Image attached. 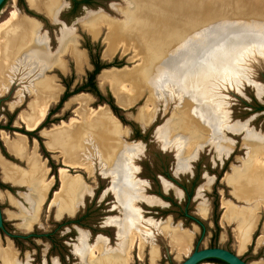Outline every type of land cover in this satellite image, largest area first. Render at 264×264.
<instances>
[{"label": "rangeland", "instance_id": "374dc122", "mask_svg": "<svg viewBox=\"0 0 264 264\" xmlns=\"http://www.w3.org/2000/svg\"><path fill=\"white\" fill-rule=\"evenodd\" d=\"M59 1L62 2V8L58 12L61 23L56 24V20L48 18L42 8H30L27 0H22L21 3L19 0H7L0 11V24L14 10L20 15L19 21L7 35V48L14 41L20 44L21 49L37 47V41L41 39L49 54L57 57L63 33L69 32L74 36L76 50L85 54L86 65L83 72L76 70L74 58L67 51L58 55L59 60L67 66L65 73L54 66L44 70L40 77L44 82L51 81L63 88L59 100L67 86L71 92L85 84L88 74L94 70L93 63L96 62L97 55L103 64L115 61L119 64L112 66L110 70L127 69V81L131 84L128 88L131 90L133 85L139 93L135 104L122 110L112 97L110 86L100 82L99 74L98 78L96 76V85L103 96L102 101L89 92V89L77 94L88 97L87 104L80 111L84 120L77 126L85 132V143H88L85 150L89 145L91 147L89 156H83L82 152L77 157L82 160L78 162H83L89 171L69 168L64 166V159L60 154L48 149V139L42 132L59 126L62 122L68 123L73 118L78 119L76 107L68 106L74 96L50 116L44 125L45 130L41 131L43 138L36 131L26 134L19 116L31 119L39 98L35 92L29 91L30 83L27 84V90L20 78L28 83L32 79L29 75L32 70L28 65L26 68L21 65L19 67L17 59L22 57L20 52L16 56L12 54V58L6 56L8 63L4 64L0 73V83L9 82L5 91L1 88L4 83L0 84V154L22 173H30L27 160L19 162L13 155L10 156L2 138L7 137L11 141L16 138L13 133L26 136L28 150L31 151L36 146L40 161L44 163L46 174L43 179L45 182L52 179V186L35 223L31 227H25L21 215L31 212L26 202L30 186L15 184V188L11 187L10 183L2 181L5 174L0 169V206L3 211L0 264L1 253L8 247L15 252V264H88L81 254L83 242L88 249H93L95 258L92 260H97L104 250L113 253L121 251L122 246L125 247L127 236V245H131L127 264H151L153 247L158 249L155 264H180L196 247L222 248L236 254L238 223L235 221L236 227L222 226L221 206L226 203L241 213L246 210L254 211L260 204L258 198H238L226 181V176L234 170L247 173L252 160L251 154L257 153L251 149L249 140L254 137L255 140H264V44L252 41L264 33V16L258 14L263 18V23L259 26L256 23L248 25L250 18L245 15L247 11H214L210 3L196 0L176 6H171L170 3L158 6L157 2L151 0H91L89 6L70 14L69 1ZM100 12L104 14H99ZM90 18L94 19L95 25L98 24L97 30L90 28ZM24 24L36 26V32L28 31ZM233 27L239 33L235 31L234 38L226 45L221 32ZM116 29L127 34V38L123 40L119 37L120 42L118 41L115 52L106 58L105 42L109 41ZM240 40L244 42H238ZM199 54L205 61L202 63L205 70L195 81L196 86L201 85L203 89L189 96L188 92L184 94L178 91L174 82L182 79L190 60L196 61ZM162 56L164 59L154 62ZM213 58L216 62L214 71L210 69L206 75L208 63ZM26 59L24 57L21 62ZM25 70L26 75H23ZM109 94L114 105L120 109L118 113H114L107 103ZM59 100L51 105L50 110L57 108ZM101 106L105 110L100 116L94 122L87 121V114ZM145 112L151 114L148 124L141 121L140 115ZM106 122L115 124L119 135L116 136L117 140L106 138L108 143L103 139L105 144L100 142L97 147V142L103 137L97 126ZM71 131V128H63L57 132ZM197 132L199 142L193 146L195 142H190L193 136L189 133ZM222 142L229 145L227 150H222ZM118 146L126 150L127 154L122 156L123 164L128 165L122 183L117 182L113 172L106 171L104 165ZM188 149V153L194 154L182 164V158L186 156ZM60 168H66L69 179L80 180L84 188L80 204L72 214L60 213V204L50 206L61 187ZM36 181H31L32 185L37 184ZM193 181V196L188 200L183 187L191 190ZM18 186H25L28 190L16 188ZM58 195L62 196L59 200L63 201L71 196L63 192ZM160 195L175 202L176 207L171 206ZM233 196L246 203L235 200ZM236 206L247 208L238 209ZM259 211L256 212L258 215ZM75 213L76 216L71 218ZM181 213L186 216L182 217ZM61 217L64 218L60 219ZM73 220H78V224H73ZM197 221L203 228L199 227ZM263 221L261 214V221L256 226L247 250L244 252L238 248L239 255L244 252L239 257L246 263L264 264ZM166 224L192 234L193 239L187 252H180L166 236L160 233L154 235L148 230H159ZM142 225L149 234L141 239ZM259 237L263 238L262 245L257 243ZM98 244L102 247L97 248ZM99 250L103 252L100 253Z\"/></svg>", "mask_w": 264, "mask_h": 264}, {"label": "bare ground", "instance_id": "6f19581e", "mask_svg": "<svg viewBox=\"0 0 264 264\" xmlns=\"http://www.w3.org/2000/svg\"><path fill=\"white\" fill-rule=\"evenodd\" d=\"M145 1L148 2L149 0H145ZM151 1L157 2L156 4L158 6H160L161 4L166 5L168 3H170L171 6H176L178 4L180 5L182 3L188 2L189 0H151ZM196 1L210 3L212 9H214V11H219V12L247 11L248 13H246L245 15H247V17L250 18L247 21L248 25H253V23L254 24L256 23L259 26L260 24L263 23V18L261 16H264V0H196ZM27 3L29 7L32 9L39 10L42 8L44 10L45 15L51 20H55L54 18L58 14L59 10L62 8V2H60L59 0H27ZM99 14H104V13L100 12ZM153 14L155 15L156 11ZM258 14H260L261 16L259 17ZM156 17H158V15ZM27 18L30 19L29 17ZM19 19H20L19 13L16 10H14L12 11L10 17L6 19V21H4L2 24H0V73L3 70L4 64L6 62L8 63V59L6 58V56L12 58V54L13 56H16L20 52L22 57L19 60L17 59L19 67L21 65V67L26 68L28 65V67L32 70L29 71L30 73H32L29 75L32 76V79L34 78V80L30 79L28 83H26L27 81L24 80V78H20V81L24 82L23 83L24 87H26L27 90H28L27 84L30 83L29 91L32 90L37 94L39 98V102L35 108L34 115L31 119L24 115H20L19 120L27 129V131L28 130L36 131L37 128L44 122L45 118L47 117L51 105L59 100V97L63 91V88L61 86L54 85L51 81L44 82V80L40 78L42 72L44 70L51 69L55 66L65 73L66 71L65 63L59 60L58 55L68 51L72 54L74 58L76 70L82 73L86 65V57L84 53L76 50L75 47L76 43L74 36L66 31L63 33L61 45H59L60 50H59V54L57 55L58 58L49 54L46 44L42 42L41 39H38L36 45L37 47H33V48L29 47L26 49H21V46H19L20 44H17L14 41V43H10V47L7 48L9 46V45L7 46L8 44V40L6 39L7 35L8 33L11 32L12 28H14V25L19 21ZM93 20H94L93 18H90V22H91L89 24L90 28L97 30L98 24L95 25V22ZM262 25H264V23ZM24 28L27 29L28 31L36 32L35 29L36 26L34 25L24 24ZM237 30L238 29L236 27H233L230 29L227 28L226 30H224V32H221L222 36L224 37V41L226 45H228L231 39L234 38V34H236L235 31L237 32V34L239 33L238 32L239 30L238 31ZM240 30L242 29L240 28ZM243 36L241 38H244L246 40V37ZM260 36H261L260 38H255L252 41L257 42L258 44H264V33L260 34ZM119 37H121L124 40L127 38V34H124L119 29L114 30L113 33L111 34L109 41L105 42L107 43V46L104 52V57L109 58L113 55V53L117 48V44L120 42ZM242 41L243 40H240L238 42H242ZM120 46L121 45H119V47ZM24 57H27L25 61L28 62L25 61L21 62V60H23ZM162 59H164L163 56L160 59H156L154 62L156 63ZM203 62L205 61L202 60L201 54L197 56L196 61L190 60V63L188 64V68L186 69L187 71L183 73L184 76L182 77V79L174 82L178 91H182L184 94L188 92L189 93L188 95L191 96L192 94H195L196 91L198 92L201 90L202 86L201 85L196 86L197 81L195 80L198 76H202L204 74L203 70H205V66H202ZM208 66L209 67L207 68L208 71L206 75L208 74L210 69H213L212 72L214 71V68L216 66V62L214 58L208 63ZM10 69L11 72H13L11 67ZM23 75H26V70ZM127 75H128L127 69L121 71L110 70V69L103 70L100 73V76L98 75L101 83L110 86L109 88H111V92L116 100L117 105L123 109H128L133 104H135L137 100L136 98L139 93L138 89L133 85L131 90L128 88V85L131 86V84L128 83L127 81ZM4 78H6V75L4 76ZM13 79L12 82L14 81ZM8 86H9V82H6L4 83V86H1V88L3 91H5L8 88ZM87 98L88 97L85 94L77 95L74 96L68 103V106L74 105L76 107L78 119L73 118L70 121H68V123L62 122L61 125L54 126L50 130H47L45 132L43 131L42 133L45 134V137L48 139L47 140L48 144H46L48 149L51 152L57 151L56 153L60 154V156L64 159L63 162L64 166H67L69 168H75V169L77 168V169L89 171V168L83 162H78L80 159L77 157L80 156V153L82 152H83V156L84 155L89 156V151L91 147L89 145V148L85 150L88 145V143L87 144L85 143V141L87 140L86 138H84L85 132L81 129V127L77 126V125H81L82 120H84V117L80 114V111L87 104L88 101ZM104 110H105L104 106H101L95 110H91L87 114L86 120L94 122ZM140 117L142 123L144 124H148L151 120V114L148 112H145V114H141ZM63 128H71L72 131L70 133L57 132ZM74 128H76V130ZM97 130L98 132L100 131V133L103 134V137L100 139L99 143L97 142L96 144L97 147L98 145H100V142L105 144L104 142H107L108 140H113V139L117 140L116 136L119 135V131L116 125L110 122H106L104 125H98ZM185 133H188V131ZM189 134L193 136L192 141L190 142H193L194 140L195 144L192 145L196 146L197 143L199 142V138L197 139L198 132L189 133ZM251 137L253 138L252 135ZM2 138L5 140V144H6L5 147L7 148V151L10 154L14 155L15 157L21 158L23 160L26 159L28 164L30 165V173L27 174H24L16 169H10L9 167H7V165H5L6 160L0 154V166L3 169H5V173H6L4 180L12 184H18V185L28 184L30 186V190H29L30 193L28 195V198L26 199V202L28 203L31 212L30 213L24 212L22 213L21 216L25 227H31L35 223L39 211L42 208L43 202L46 198V194L51 185L52 179H50L48 182H45V180L43 179L44 175L46 174L44 163H41L40 155L35 145H34L35 148L33 150L31 151L28 150L27 138L25 136L21 134H16V138L11 141H8L7 137H2ZM106 138L108 140H106ZM103 139L104 142L102 141ZM255 139L256 138L254 137V139H250L251 141L249 140L248 142L250 145H252L250 146L251 149L257 151V153L251 154L252 160L250 161V164L248 166V170H249L247 171L248 173L234 171V173H232V175L228 177V182L232 187V189L235 190V193L238 196V198L240 199L258 198L260 204L256 206L254 211L246 210L244 212L242 211L241 213L235 211L232 207H230L226 203H224L222 206L224 209L223 220L227 221L230 224L235 221L238 223L236 229V239L238 241V248L240 251L246 250V246L249 244L251 237L256 229V226L259 221V215L256 212L260 210V208L264 210V140L259 141ZM96 140L97 139H95V141ZM180 145L183 144L181 143ZM228 147L229 145L223 144V142L221 143L222 150H227ZM190 150L188 149L187 152L185 153L186 156L184 155V157L182 158L183 159L181 162L182 164L184 161L188 159V157H191L192 154H194L192 152H191L192 154L188 153V151L190 152ZM123 155H127L126 150L118 146L117 148L114 149L111 155L112 157L108 159L104 164L106 166V171H112L117 179V182L119 183H122L125 180L124 179L125 172H127L128 169V165L123 164V160H122ZM70 161H75V162L72 163ZM249 172L251 175H249ZM67 174H68V170L66 168L59 169L61 187L59 189V192H56L57 197L53 201H51L50 206H52L53 204H60L59 205L60 213L65 212L68 214H72L76 210V208H78V204H80V198H81L80 196L84 188L79 182L80 180L78 181V179L76 178L70 180ZM33 180H37L36 181L37 184L32 185L31 181ZM62 192L70 194L71 198L69 197L67 201L59 200L61 199L62 196L58 194ZM204 214H206V210H204ZM140 229L142 233V234L140 233L141 239L145 238L149 234V232L146 233L147 229L144 225H142ZM148 230L151 231V233L154 235L156 233L157 234L160 233L163 236L169 238L170 241H172V243L176 246V248H178L180 252L181 251L187 252L190 248L193 239L192 234L186 233L180 229L172 228L171 225L169 224H166L159 230L155 228L154 229L150 228ZM127 238H128L126 239L127 241L124 242L125 247L123 245L121 251L119 252H115V253L109 252L104 250L103 247L104 252L102 251L103 254L100 255V259L92 260L95 258L94 253L92 252L93 249H88L84 245V242H83V248L81 254L84 257V259L88 262V264H127L126 259H128L129 250L131 248V245L130 247L128 246L129 244L127 245L129 236H127ZM261 242H262V237H260L258 240V243L261 244ZM99 247L101 248L102 245L98 244L97 248ZM102 252L100 251V253ZM1 259H2V264H15V259H16L15 252L12 251L11 247H8L4 249V251L1 253ZM157 259H158V249L156 247H153L151 250V258H150L151 264H155Z\"/></svg>", "mask_w": 264, "mask_h": 264}, {"label": "trees", "instance_id": "16d2710c", "mask_svg": "<svg viewBox=\"0 0 264 264\" xmlns=\"http://www.w3.org/2000/svg\"><path fill=\"white\" fill-rule=\"evenodd\" d=\"M7 2V0H6ZM5 2V3H6ZM19 2L21 3L22 0H19ZM5 3L1 6L0 8V11L1 9L3 8V6L5 5ZM91 1H78V0H73V11L76 12L78 9H79V6L80 5H90ZM96 62L93 63V67H94V70L88 74L87 76V79H86V82L85 84H83L82 86H80L79 88L75 89L74 91L72 92H65L64 95L60 98V101L57 105V108L56 109H59L62 104L67 100L69 99L70 97L72 96H75L77 94H80L86 90H88L89 92L93 93L97 98H99L100 101L103 100V96L101 94V92L98 90L97 88V85H96V76L100 73L101 70L103 69H109L111 68L112 66H117L119 64L115 62L111 63V64H103L100 60H99V57L98 55L96 56ZM67 90L69 89V86L66 87ZM111 108V110L114 112V113H118L120 111V109H118L115 105H114V101H113V98L111 97V95L109 94V101L107 102ZM54 112V110H50L49 114H48V117L46 119L45 122H47L48 118L52 115V113ZM45 122L43 123L42 127H44V124ZM26 134H28V132H26ZM30 135V134H28ZM194 186H195V181H193L191 187L192 189L191 190H187L186 188L183 187V191L185 192L186 196H187V199H191L192 196H193V189H194ZM173 205H175L176 207V203L173 202ZM181 216L182 217H185L186 214L185 213H181ZM73 224H78V220H73L72 221ZM32 237V236H30ZM208 262H211V263H216V264H224L220 261H217V260H208Z\"/></svg>", "mask_w": 264, "mask_h": 264}, {"label": "water", "instance_id": "95a60500", "mask_svg": "<svg viewBox=\"0 0 264 264\" xmlns=\"http://www.w3.org/2000/svg\"><path fill=\"white\" fill-rule=\"evenodd\" d=\"M6 2V0H0V8L1 6ZM46 17V16H45ZM59 14L56 15V17L54 18L56 20V24L57 23H61V21L59 20ZM47 18V17H46ZM39 22V21H38ZM41 24V23H40ZM103 70H108V69H103ZM101 70L100 73L103 71ZM99 73V74H100ZM98 74V75H99ZM97 75V76H98ZM113 97V96H112ZM114 98V97H113ZM120 108V107H119ZM122 109V108H120ZM124 110V109H122ZM112 112V111H111ZM47 118V117H46ZM45 118V120H46ZM44 120V122H45ZM43 122V123H44ZM43 123L37 128L36 131L39 132V137L43 138L41 136V131L45 130L44 127H42ZM61 123V121L59 122ZM54 126V125H53ZM26 132L29 133V131H27L26 128H24ZM46 130H50V129H46ZM17 133H13V135H15ZM26 137V136H25ZM27 138V137H26ZM11 156V155H10ZM16 159V158H14ZM6 160V159H5ZM17 160V159H16ZM19 162H22L21 160H18ZM53 178V177H52ZM54 180V178H53ZM11 187H14L13 185H10ZM16 188H23V187H16ZM25 189V188H23ZM59 189V188H58ZM27 190V189H25ZM156 200H159L158 198H156ZM160 201V200H159ZM56 212V209H54V213ZM76 216V213L73 214L71 216V218H74ZM64 217H61L60 219H62ZM59 219V220H60ZM199 227H202V224L200 222H198ZM0 230H3V211L1 209L0 206ZM30 236V235H29ZM208 260H217L220 261L224 264H249L246 263L245 261H243L239 256H237L236 254L222 249V248H204V249H198L197 247L180 263V264H207Z\"/></svg>", "mask_w": 264, "mask_h": 264}, {"label": "crops", "instance_id": "0c3cea01", "mask_svg": "<svg viewBox=\"0 0 264 264\" xmlns=\"http://www.w3.org/2000/svg\"><path fill=\"white\" fill-rule=\"evenodd\" d=\"M43 137V136H42ZM27 144H28V140H27ZM57 151H55V152H53V153H56ZM10 155H12V154H10ZM13 157H15L14 155H13ZM17 160H21L22 161V159L21 158H18V157H15ZM5 165H7V167H9L10 169H16V170H18V171H20L21 172V170L18 168V167H13V166H11V164H9L7 161H5ZM0 169H1V172H2V174L4 175V174H6L5 173V169H3L1 166H0ZM235 171V170H234ZM234 171H233V173H234ZM237 171V170H236ZM249 171V170H248ZM239 172H242V171H239ZM248 173V172H247ZM230 175H232V174H229V175H227L226 177V181L228 182V177L230 176ZM249 175H251L250 174V172H249ZM2 181L3 182H5V183H10V182H7V181H5L4 179H3V177H2ZM228 184H229V182H228ZM10 185H15V184H12V183H10ZM51 186H52V184L50 185V187H49V189L48 190H50L51 189ZM229 186H230V184H229ZM18 187H22V186H18ZM231 187V186H230ZM233 198L235 199V200H237V201H239V202H245V201H243V200H239V199H237L235 196H233ZM246 203V202H245ZM256 203V202H255ZM237 207V206H236ZM221 208H222V210H223V212H222V215H221V224H222V226H224V227H226V226H234V227H236L237 226V223L236 222H233V223H228L227 221H224L223 220V216H224V209H223V207L221 206ZM238 209H243V208H247V207H237ZM261 214H262V216L264 217V210L263 209H260V211H259V221H258V224L260 223V221H261ZM258 224H257V227H258ZM263 225H264V221H263V224H262V234H263V236L262 237H264V230H263ZM257 227H256V229H257ZM256 231V230H255ZM254 231V232H255ZM254 234V233H253ZM253 236V235H252ZM236 237V236H235ZM260 238V237H259ZM263 239V238H262ZM259 240V239H258ZM251 242H252V237H251V240H250V242H249V244L246 246V250H247V247L251 244ZM257 243H258V241H257ZM262 243H263V240H262V242H261V244L260 243H258V245H262ZM245 250V251H246ZM244 251V252H245ZM243 252V253H244ZM243 253H241V254H243ZM241 254L239 255V253H238V241H237V239H236V255L237 256H241Z\"/></svg>", "mask_w": 264, "mask_h": 264}, {"label": "flooded vegetation", "instance_id": "af4514ba", "mask_svg": "<svg viewBox=\"0 0 264 264\" xmlns=\"http://www.w3.org/2000/svg\"><path fill=\"white\" fill-rule=\"evenodd\" d=\"M64 1V0H63ZM69 1V3H70V8H69V10H68V13H70V14H74V13H76L79 9H81V8H85V7H87L88 5H80L79 6V9L76 11V12H74L73 10V0H68ZM78 1H89V0H78ZM91 1V0H90ZM65 2V1H64ZM30 11H33V10H30ZM35 12V11H34ZM35 13H37V12H35ZM38 15H40L39 13H37ZM60 14V13H59ZM45 17V16H44ZM59 20H61L60 19V17H59ZM57 24H59V23H57ZM67 64H68V70H70V64L67 62ZM67 67V66H66ZM94 68V67H93ZM63 75V74H62ZM67 91H69V90H67V88H64V92H63V94H62V96L64 95V93L65 92H67ZM70 92V91H69ZM72 92V91H71ZM61 96V97H62ZM60 101V100H59ZM55 110H57L56 108L54 109V112H55ZM54 112L52 113V114H54ZM47 117H48V115H47ZM47 119V118H46ZM49 119H50V117L48 118V120L47 121H49ZM46 121V120H45ZM47 124V122H45V124L44 125H46ZM30 132V131H29ZM32 132H34V131H32ZM38 131H36V133H37ZM23 188H25V189H27L25 186H22ZM28 190V189H27ZM185 193V192H184ZM162 195V194H161ZM160 195V197L163 199V200H165V201H167V202H169L170 204H171V206L173 205V201L172 200H168L167 198H164L163 196H161ZM159 196V195H158ZM160 200V202H163L161 199H159ZM173 206H175V205H173Z\"/></svg>", "mask_w": 264, "mask_h": 264}]
</instances>
